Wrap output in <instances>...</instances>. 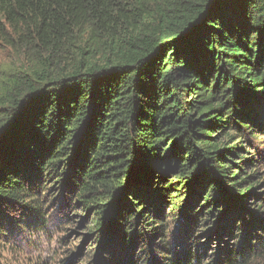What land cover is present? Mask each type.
<instances>
[{"label":"trees","instance_id":"obj_1","mask_svg":"<svg viewBox=\"0 0 264 264\" xmlns=\"http://www.w3.org/2000/svg\"><path fill=\"white\" fill-rule=\"evenodd\" d=\"M0 37L35 57L0 75V235L65 197L90 219L87 252L14 264H264V0H0Z\"/></svg>","mask_w":264,"mask_h":264},{"label":"rangeland","instance_id":"obj_2","mask_svg":"<svg viewBox=\"0 0 264 264\" xmlns=\"http://www.w3.org/2000/svg\"><path fill=\"white\" fill-rule=\"evenodd\" d=\"M34 58V50L31 45L22 48L14 47L0 37V75L7 71H18L22 66L31 64ZM248 146L251 148V153L249 152L248 157L253 158V161H255L254 164L257 166V170L260 173L258 186H256V188L259 192H264V146L256 142L254 143L253 141L248 143ZM53 191L54 189L51 188L49 194H52ZM67 201V197H65L63 203L55 199L47 205L46 212L49 214V217L48 215H46V217L47 220H49V224L47 231L41 234L35 231H26L23 227L19 228L12 224L9 225L6 235H0V264H14L15 260H18L17 257H19V255L27 257V254H32V256L35 255L36 257V255L40 253L42 256L50 259L52 257L50 252L54 250L55 252L59 251L60 254L56 255L55 258L60 261L62 256L65 258L71 252V247L76 246L73 242L79 245L78 248L85 246V252H87L86 248L90 244V239H88V230L85 226L89 224L90 219L85 218V212L68 204ZM46 204L47 202L45 205ZM6 213L7 216L15 218V220L23 218L29 221V219L26 218V211L22 207L18 206L8 210ZM65 215L67 216L65 217ZM9 223L10 220L7 221V226ZM178 223L181 224L178 220L172 223V229H175V231L170 236L171 244H174L175 250L183 247V243H185L183 242V236H181L183 230L182 226L184 224L180 226ZM65 228L68 231L67 241H65L62 233L66 232ZM137 238L136 256H139L140 259L144 257V261L148 260V262H150L153 255H160V246L157 245L159 240L155 241L156 238ZM208 238L209 237H203L202 240L192 239V241H187L190 244L186 243V245L193 246L200 241L196 246V251L198 255L202 256V262L208 261L209 258L216 257V253L220 251V246L221 248L225 246L224 239H214L210 242V245L205 244L208 242ZM2 242L5 243L2 244ZM217 243H219V248ZM211 252H214V255L209 257L210 255H208V253ZM65 253L66 255L64 256ZM97 254H99V251H97ZM79 258L77 264H82L85 258L84 255H81ZM222 263L224 264V262Z\"/></svg>","mask_w":264,"mask_h":264}]
</instances>
